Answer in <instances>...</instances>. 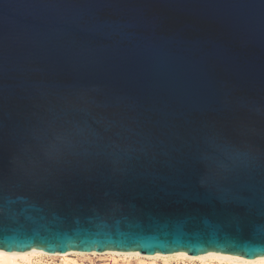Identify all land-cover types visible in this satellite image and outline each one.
Instances as JSON below:
<instances>
[{"label": "water", "instance_id": "obj_1", "mask_svg": "<svg viewBox=\"0 0 264 264\" xmlns=\"http://www.w3.org/2000/svg\"><path fill=\"white\" fill-rule=\"evenodd\" d=\"M0 250L264 257V0H0Z\"/></svg>", "mask_w": 264, "mask_h": 264}, {"label": "bare ground", "instance_id": "obj_2", "mask_svg": "<svg viewBox=\"0 0 264 264\" xmlns=\"http://www.w3.org/2000/svg\"><path fill=\"white\" fill-rule=\"evenodd\" d=\"M81 252H68L65 254H48L41 250H30L26 252H4L0 250V264H21V262H31L32 259L39 257V256H49V257H56L60 256L63 258L62 264H71L70 262H74L73 259L69 258L70 255H80ZM105 253V252H104ZM105 254L110 255H118L120 257H123L124 259H131L133 257L136 258H143L147 260H157V259H163L166 263H170L172 260H188L190 262H199L200 264H264V257H258L256 259H246L241 258L237 256L232 255H226V254H220V253H207L204 255H199L196 257L190 256L186 253H175L171 255H162V254H156V255H142L139 253H123V252H112L107 251ZM94 255V254H93ZM75 263V262H74ZM26 264V263H25Z\"/></svg>", "mask_w": 264, "mask_h": 264}, {"label": "rangeland", "instance_id": "obj_3", "mask_svg": "<svg viewBox=\"0 0 264 264\" xmlns=\"http://www.w3.org/2000/svg\"><path fill=\"white\" fill-rule=\"evenodd\" d=\"M107 253V252H105ZM98 254V253H79L80 255H70L69 258L73 259L74 262L71 264H168L163 259L147 260L143 258L133 257L131 259H124L118 255L110 254ZM94 254V255H93ZM63 258L60 256L49 257L39 256L31 260V262H25L26 264H62ZM21 262V264H25ZM169 264H200L199 262H190L188 260H172ZM226 264V263H225Z\"/></svg>", "mask_w": 264, "mask_h": 264}, {"label": "snow or ice", "instance_id": "obj_4", "mask_svg": "<svg viewBox=\"0 0 264 264\" xmlns=\"http://www.w3.org/2000/svg\"><path fill=\"white\" fill-rule=\"evenodd\" d=\"M250 255H254V254H250Z\"/></svg>", "mask_w": 264, "mask_h": 264}]
</instances>
